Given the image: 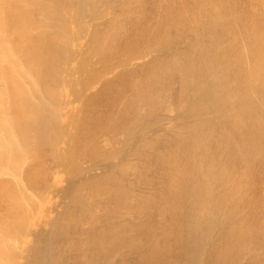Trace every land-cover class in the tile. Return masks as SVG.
Wrapping results in <instances>:
<instances>
[{"label": "bare ground", "instance_id": "obj_1", "mask_svg": "<svg viewBox=\"0 0 264 264\" xmlns=\"http://www.w3.org/2000/svg\"><path fill=\"white\" fill-rule=\"evenodd\" d=\"M0 264H264V0H0Z\"/></svg>", "mask_w": 264, "mask_h": 264}]
</instances>
